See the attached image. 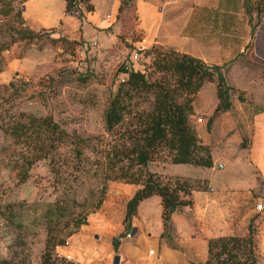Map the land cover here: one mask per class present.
<instances>
[{"label": "rangeland", "instance_id": "1", "mask_svg": "<svg viewBox=\"0 0 264 264\" xmlns=\"http://www.w3.org/2000/svg\"><path fill=\"white\" fill-rule=\"evenodd\" d=\"M8 2L14 10L21 8L23 0ZM248 3L250 10L247 14L254 31L246 53L247 60L254 62L250 65V75L248 73L249 76L246 77L249 84L246 88L230 85L232 89L229 93V110L226 117L220 121L221 124L214 125L215 131L221 127L226 132L223 139L227 153L232 155L233 159L237 157L242 161V184L238 186L231 181L238 175V170L230 163L215 170L211 181L212 186H216L222 178H229L230 181L226 185L240 191V205L229 208L228 213L233 216L231 222L224 225L225 229L222 230L244 233L247 223H251L254 230L255 264H264V0H248ZM131 5L129 3L122 9L125 16L119 21V29L117 26H108L103 28V31L95 30L92 35L86 32V38L79 37L74 40L60 34L57 27L42 28L31 36L16 38L15 29L20 26L18 17L13 10L9 13L0 11V84L11 80L18 89V95L10 99H7L10 87L0 90L1 104L35 115L48 113L67 131L88 136L90 143L102 150L99 151L101 153L111 144H119L124 137L121 135L124 124L107 130L102 119L103 109L111 93L115 90L117 82L126 75L118 66H143L146 71L150 70L149 56L143 53L147 47L141 50L143 55L138 54L136 59L131 57L135 49V45L127 39L133 36ZM72 13L80 18L77 9ZM85 29H88V26H85ZM227 76L232 79L233 74L228 72ZM214 97L206 81L193 99L194 106L200 111L204 110ZM240 109L245 113L242 118L237 116L241 112ZM198 116L202 117L201 122L204 123L202 129H208L205 115L200 112L194 115L190 113V120L195 128L199 122ZM196 130L198 133V129ZM215 139L218 140V136L212 135L208 144H212ZM0 144H4L0 151V196L2 200L19 202L21 221L20 227H11L5 224L0 216V257L11 260L26 259L31 264H38L45 234L41 210L47 202L53 200L60 186L56 185L54 172L45 158L34 161L28 167L25 177L21 179L16 174V167L8 162L15 156L17 144L1 132ZM93 152L85 149V156L79 160L65 157L66 161L61 165L68 170L71 165L77 164L84 170L77 180L67 181L70 187L66 189L75 190L79 196L86 193L88 184L94 178L90 176L96 163L93 158L99 153L94 155ZM158 160L160 159L156 157L147 163L150 167H157ZM166 167L181 173H203L209 170L205 166L191 163H169ZM111 180L122 181V177L108 179L107 183ZM98 212L110 218L112 208H96L89 212L87 217ZM134 228L130 235L135 233L136 227ZM128 231L129 229L124 234L129 235ZM171 234L175 232L172 231ZM70 235L67 236L65 246L54 247L56 253L62 254L66 250L70 259L98 264H103L109 258L110 253L99 255L96 253L99 252L96 246L92 247L86 243L79 245L73 242ZM95 241L100 242L102 238H96ZM198 262L202 264L203 261Z\"/></svg>", "mask_w": 264, "mask_h": 264}, {"label": "trees", "instance_id": "2", "mask_svg": "<svg viewBox=\"0 0 264 264\" xmlns=\"http://www.w3.org/2000/svg\"><path fill=\"white\" fill-rule=\"evenodd\" d=\"M118 1V11L132 3V0ZM79 4H84L86 9L91 8L88 0H65L64 11L72 13ZM243 4L245 11L249 13L248 0H243ZM12 10L8 0H0L2 13ZM12 12L20 22V26L15 29L16 38L31 36L39 30L24 23L21 8ZM77 14L80 16L81 12ZM140 53L149 56V71L143 66H118L126 75L117 82L103 109L102 119L107 130L124 124L121 132L124 137L119 144H111L104 153L90 143L88 136L67 131L48 113L35 115L14 110L0 102V132L17 144L15 156L8 160L16 167V174L21 179L24 178L34 161L45 158L54 172L56 185L60 186L53 200L47 202L41 210L45 234L38 264H85L56 253L54 247L65 244L67 236L86 222L87 214L100 206L108 179L122 177V181L139 184L125 201L122 217L124 230L111 238L114 248L118 238L130 229V221L140 199L150 194L160 196L163 225L160 235H167L171 229L170 213L192 203V190L209 187L206 177L162 174L150 169L147 161L157 157L173 163L202 166L213 164L210 145L199 138L194 123L190 120V113L193 111L192 99L204 80H214L216 96L206 126H209L215 115L230 106L229 93L232 87L225 82L221 65L207 63L196 56L159 43H152ZM9 87L7 99L15 98L18 89L11 80L0 84V90ZM3 148L4 144H0V151ZM85 149L93 150L94 155L99 154L93 158L96 163L90 176L94 178L88 184L86 193L79 196L75 190L66 189L70 187L67 181L77 180L84 170L77 164L71 165L68 170L61 165L66 161L65 157L70 160L83 158ZM18 204L19 202L2 200L0 196V216L5 224L16 228L21 226ZM253 231V226L248 222L242 234L207 237L202 264H255ZM0 264L31 262L0 257Z\"/></svg>", "mask_w": 264, "mask_h": 264}, {"label": "crops", "instance_id": "3", "mask_svg": "<svg viewBox=\"0 0 264 264\" xmlns=\"http://www.w3.org/2000/svg\"><path fill=\"white\" fill-rule=\"evenodd\" d=\"M88 2L91 4L90 9H86L84 4L78 5L77 13L81 12V19L73 13L64 11L65 0H23L21 15L24 23L34 30L57 27L60 34L73 39L86 38V32L92 35L95 30L103 31V28L108 26L112 28L117 26L119 29V21L125 16V12L118 11V0ZM131 4L133 36L127 39L133 45L141 40L144 47L159 43L196 56L207 63L220 64L222 75L228 85L238 88L248 86L249 81L246 77L250 75V65L254 62L247 60L246 53L254 31L244 9L243 0H132ZM85 26H88V29H85ZM228 72L233 74L232 79H228ZM206 81L215 95L214 81L204 80L194 97L199 94ZM193 99L192 115L197 112L203 113L206 124L216 102V96L201 111L194 106ZM228 110L215 115L209 126H206L208 129H202L204 123L201 122L202 117L198 116L201 119L197 122L196 129L201 141L210 143L212 135L219 138L210 144L213 164L205 166L209 169L208 172L171 171L166 165L173 162L163 160H158L157 167H150L147 163L150 169L162 174L177 173L208 179L209 187L191 191L190 205L170 213L171 229L167 235H160L163 230L160 196L150 194L138 201L136 212L131 218L130 226L136 227L135 233L120 236L114 248L111 238L124 230L122 217L125 201L139 184L111 180L107 183L104 198L98 207L112 208L110 218L101 212L90 215L86 222L70 235L73 242L96 246L99 251L96 253L99 255L110 253L103 264H110L114 252L119 255L118 264H191L204 260L207 237L229 233L242 234L222 230L225 229L224 225L231 222L233 216L228 213L229 208L240 205L238 200L240 191L226 185L230 181L229 178H222L216 186H212L211 181L215 170L230 163L238 170V175L236 174L231 181L238 186L242 184L240 176V169L244 167L241 165L242 161L237 157L233 159L232 155L227 153L223 139L225 130L221 127L214 130V125L221 124L220 121L226 117ZM240 111L237 116L242 118L245 113L242 109ZM172 231L175 234H171ZM96 238H102V241L96 242ZM62 254L69 256L66 250ZM78 261L98 264L86 260Z\"/></svg>", "mask_w": 264, "mask_h": 264}, {"label": "built area", "instance_id": "4", "mask_svg": "<svg viewBox=\"0 0 264 264\" xmlns=\"http://www.w3.org/2000/svg\"><path fill=\"white\" fill-rule=\"evenodd\" d=\"M144 48L143 44H142V40L135 45V49L132 51V55L131 57L133 59H136L138 54H141L140 51ZM198 120H200L201 118L200 117H197Z\"/></svg>", "mask_w": 264, "mask_h": 264}, {"label": "water", "instance_id": "5", "mask_svg": "<svg viewBox=\"0 0 264 264\" xmlns=\"http://www.w3.org/2000/svg\"><path fill=\"white\" fill-rule=\"evenodd\" d=\"M21 8H22V6H21ZM134 229H135L134 226L131 225L130 229L128 231V234H131L134 231ZM118 258H119L118 253H116V252L112 253L110 264H118Z\"/></svg>", "mask_w": 264, "mask_h": 264}]
</instances>
